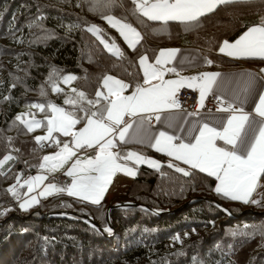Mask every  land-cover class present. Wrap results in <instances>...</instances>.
Wrapping results in <instances>:
<instances>
[{"label":"trees","instance_id":"1","mask_svg":"<svg viewBox=\"0 0 264 264\" xmlns=\"http://www.w3.org/2000/svg\"><path fill=\"white\" fill-rule=\"evenodd\" d=\"M134 8L131 0H118L111 8L106 7V0H0V160L13 157L0 165V264H264V232L253 230L264 225V176L251 197L260 203L252 204L217 194L214 176L178 162L166 160L159 168L139 166L120 200L169 212L155 215L137 208L113 209L114 237L80 220L16 216L64 208L94 215L86 203L64 193H55L22 211L20 199L7 191L16 185L21 198L23 187L16 182L17 174L33 173L44 152L53 149L43 148L35 140V134L45 129L47 109L40 113L41 126L29 132L16 120L24 106L32 101H53L72 113L81 127L86 112L105 106L102 98L100 104L87 103L98 99L96 92L105 75L115 76L132 90L143 81L138 58L146 54L153 59L160 47L169 45L204 50L211 67L232 66L234 60L218 53L220 43L233 41L264 17L260 0H240L220 6L201 18L200 26L186 30L178 22L163 26L148 21ZM103 15L134 26L142 37L136 47L127 46ZM90 25L103 29L100 35L107 41L114 39L122 55L109 52L88 30ZM67 72L75 74L72 87L52 91ZM73 89L83 92L86 99L65 104V99L75 98ZM169 162L190 174L168 167ZM199 196L218 199L235 215L205 200L184 206L191 197ZM105 207L101 205L102 212L94 215L101 227L106 224ZM176 236L178 240L173 239Z\"/></svg>","mask_w":264,"mask_h":264},{"label":"snow or ice","instance_id":"2","mask_svg":"<svg viewBox=\"0 0 264 264\" xmlns=\"http://www.w3.org/2000/svg\"><path fill=\"white\" fill-rule=\"evenodd\" d=\"M240 0H131L135 5L134 12L146 17L148 21H158L163 26L169 22H178L184 25L186 30L193 26H200L201 18L216 12L220 6H227L239 3ZM264 4V0H260ZM118 5V0H106V7ZM122 6V5H120ZM110 27L115 28L130 48H135L141 40V34L128 23L123 22L113 15H103ZM97 39L100 40L104 47L115 55H122L119 47L113 39L112 44L104 40L100 33L103 31L97 25H90L88 28ZM220 52L235 58L260 59L264 60V17L259 23L249 26L234 42L223 41ZM179 49H161L156 57L155 64H149L146 56H141L139 63L144 72V85H150L152 79H159V84H151L148 87L137 84L131 95H124L123 91L129 86L120 80L111 76L103 78V86L107 89V95L97 90L96 99L88 100L90 105L100 104L101 99L105 101V106L97 111L87 114L81 119L86 123L83 128L73 131V127L79 122L74 118L72 113L66 112L62 107L48 103L47 109L51 115L46 117L47 132L44 136H36L37 143L47 141L53 137L54 132L62 133L64 136H72V145L77 148H96L94 158L85 161L76 160L66 175L72 176L71 185L65 188H57L55 185H47L40 196L51 194L52 191H67V194L79 197L85 201L98 204L103 197L108 184L117 172H124L127 175L135 176L133 168L126 164L118 163L121 159L119 153H114L110 149L114 146V137L118 135L121 142H130L131 137L136 135L133 132L130 136L129 129L133 128V123H126L125 117H135L141 113H151L161 108L178 107L173 100V94L179 86L185 81H199L198 84L189 83V87H198L200 90L201 100L206 93L210 91L216 83L219 73H201L199 76L183 77L178 80H164L163 71L158 65H164L175 59ZM211 63V61H208ZM174 72V68L166 69ZM264 72V69H261ZM250 77L251 73L248 74ZM49 79L52 77L50 75ZM63 82L70 83L76 79L75 76H64ZM254 84V79H249L244 84V90L248 91ZM52 91L60 92L62 89L58 85H53ZM75 98L65 99V104L75 105L78 101L86 99L83 92H76ZM43 94V92H42ZM33 108L41 111L45 110L44 104H33ZM82 111L84 109H81ZM227 109H225L226 111ZM235 112L236 110L233 109ZM256 114L264 118V94L259 97V103L255 108ZM28 113H22L16 117V120L25 125L29 132L34 128L41 126L42 122L33 119L26 120ZM157 119H160L157 116ZM122 125V126H121ZM253 128L255 129L253 131ZM251 132V136L248 133ZM11 139V138H9ZM172 136L161 132L159 136L154 137L155 143L150 146L159 152H163L175 160L183 161L192 169H198L209 176H214L218 181L214 191L224 197L241 201L243 203L259 204V200L251 199L257 188L260 186L259 181L264 176V119L255 127V121L250 119L249 114L231 115L222 130L210 127L204 124L199 128V135L195 137V143L174 144ZM217 141H223L225 146H217ZM75 155L68 143L53 155L42 157L39 165L40 169L57 170L63 163ZM13 159L11 155L4 156L0 160V165ZM125 161H134L135 164L147 163L154 168H159L158 161L145 158L144 156L129 151L124 157ZM168 167H175L177 172L188 176L190 173L184 168L175 166L169 162ZM87 173V174H81ZM94 173V174H92ZM2 174V173H0ZM48 177L37 174L29 177L20 184V176L17 174L16 182L20 187L27 186L28 193L38 188ZM7 191L12 193L17 199L20 196L16 190V185L10 186ZM25 198L19 203L22 210H27L34 204L39 203L36 196ZM248 228V225L244 226ZM254 231L264 232V225ZM105 231L111 232L110 228ZM236 233H233L235 235ZM173 239H179V236Z\"/></svg>","mask_w":264,"mask_h":264},{"label":"crops","instance_id":"3","mask_svg":"<svg viewBox=\"0 0 264 264\" xmlns=\"http://www.w3.org/2000/svg\"><path fill=\"white\" fill-rule=\"evenodd\" d=\"M236 39L229 42L232 43ZM222 44L223 41L219 45L218 53L231 60H234L236 62L234 65L222 68L211 67L210 63H208L210 60L204 50L195 47H182L175 45L160 47L153 59H151L149 62L147 61L149 64H155L156 57L159 55L161 49H179V51L176 53L175 59L171 60L167 64L157 66L161 71H163L164 80H178L183 77H194V72L196 71H200L201 73H219L220 75L216 78V83L213 85L212 89L206 93L202 100L200 97L199 88L188 86L189 83L198 84L199 82L185 81L182 86H179L176 89L172 99L177 94L179 89L184 86L195 88L197 90V110L194 112L188 113L174 107L161 108L158 111L151 113H141L135 117L126 116L125 122L133 123V128L129 129L130 136L133 132H135L136 135L131 137L130 142L127 143L121 142L118 138V135L114 137V146L111 148V150H113L114 153H119L121 157V159L118 160L119 163L129 166L131 165L135 172L139 166L145 164V166L149 165L147 163L137 165L134 161H125L122 159V157H124L129 151H132L144 156L145 158L158 161L160 166L164 161L167 160L175 161L182 166L190 167L189 165L184 164L183 161L175 160L173 157H170L167 154L152 148L150 144L155 143L154 137H157L161 132H164L168 136H172L174 138L172 141L174 144L195 143V137L199 135V128L202 125L208 124L210 127L216 128L217 130H222L223 126L227 123L229 116L239 115L241 113L249 114L250 119L255 121V127L259 126L260 121L264 118H261L256 114L255 108L259 103L260 95L264 94V72L261 71V69H264V63L254 64L248 62V59L245 58L238 59L228 56L227 54L220 52L219 49ZM140 57L138 58V62ZM260 61L264 62V60ZM139 66L143 73V81L141 85L148 87L151 84L160 83L159 79H152L150 81V85H144V72L140 63ZM169 68H174L175 71H166V69ZM249 73L252 74L251 77L248 75ZM105 76H111L117 80H120L112 75ZM249 79H254V84L248 91H245L244 84ZM122 82L125 83L124 81ZM100 89H102V92L107 95V89L103 86V79L101 81ZM134 90L135 88L132 90H127V88H125L123 94L131 95ZM211 93L217 96V100L214 103V108L211 111H204L206 97ZM225 109L227 110L225 111ZM233 109L236 111L234 112ZM157 116H159L160 119H157ZM254 130L255 129L253 128V131ZM251 134V132L248 133L249 136H251ZM217 146L225 145L223 144V141H217ZM95 150L96 148H90L89 152H93ZM149 167L151 166L149 165ZM217 183L218 181L216 180V185ZM262 184L263 181L260 179L259 185L261 186Z\"/></svg>","mask_w":264,"mask_h":264},{"label":"rangeland","instance_id":"4","mask_svg":"<svg viewBox=\"0 0 264 264\" xmlns=\"http://www.w3.org/2000/svg\"><path fill=\"white\" fill-rule=\"evenodd\" d=\"M121 20V19H120ZM123 21V20H122ZM125 23H127L126 21H123ZM129 24V23H128ZM134 27V26H133ZM135 28V27H134ZM115 29V28H114ZM136 29V28H135ZM116 30V29H115ZM137 30V29H136ZM117 31V30H116ZM138 31V30H137ZM118 32V31H117ZM139 32V31H138ZM119 34V32H118ZM120 35V34H119ZM101 36V35H100ZM102 37V36H101ZM103 38V37H102ZM123 39V37H121ZM104 39V38H103ZM106 40V39H104ZM107 41V40H106ZM124 41V39H123ZM109 45L112 44V42H109ZM125 42V41H124ZM125 44L128 46V44L125 42ZM112 53V52H111ZM141 56H146L148 58V62L151 60L148 55L146 54H142ZM68 75H71V76H75L74 73H70V72H67V73H64L61 77H60V80L58 83H56L55 85H58L59 88L63 87V86H67L69 88L72 87V83L74 80H72L70 83H65L63 82V77L64 76H68ZM99 91L102 92V89H99ZM48 103H52V104H55L53 101H48L47 103H44L42 101H32L30 102L28 105L24 106L20 111H19V114H22V113H28L29 115L25 116L24 119L26 120H29V119H35V120H40L41 118V115L40 113L42 112L41 110L37 109V108H33L31 107V105L33 104H44L45 105V108L47 109V104ZM57 105V104H55ZM59 106V105H57ZM61 107V106H59ZM63 108V107H62ZM64 109V108H63ZM65 110V109H64ZM66 111V110H65ZM47 115L46 117L50 116L51 115V112L47 109ZM75 118V117H74ZM81 127H77V124L73 127V131H78L79 129H81ZM36 128H34L35 130ZM47 132V120H46V126H45V129L43 131H39L35 134V137L36 136H44ZM65 143H68L69 144V147L72 148L73 152H75V155L72 156L71 158H69L68 160H66L63 165L61 167H59L57 170L55 171H51L49 169H40L39 168V165L42 161L39 162L36 170L31 173V174H28L26 176H22L20 177V184H23V182L25 180H27L29 177L31 176H35L37 174H41V175H45L47 176L48 178L43 182V184H41L38 188H35L33 192L31 193H28V189H27V186L25 185L23 187V194L19 200V203L22 202V200L25 198L24 194L25 193H28V197H31V196H36L39 203L41 201V199H47L48 197L54 195L55 193H64L65 195L67 196H70L67 194V191H62V192H58V191H52L51 194H48V195H45V196H40L39 193L41 191L44 190V188L49 185V184H52V185H55L57 188H67L69 185H71L72 183V180H73V177L72 176H68L66 175V172L68 170V168H70L72 166V164L76 161V160H81V161H85L89 158H94L95 155H96V151H93V152H89V149L87 150L86 147L84 148H80V149H77L75 148L73 145H72V136L69 135V136H64L62 133H59V132H54L53 133V137L50 138L49 140L47 141H42L40 142L41 145H44L45 147L47 146H52L53 149H47L45 152H44V156L46 155H53L54 153L58 152ZM44 148V147H43ZM111 150V149H110ZM113 152V150H111ZM119 163V161H118ZM146 165V164H145ZM128 167H131L133 168L131 165H127ZM149 166V165H148ZM152 167V166H151ZM134 169V168H133ZM81 174H87V173H81ZM94 174V173H92ZM133 176H130V175H127L125 174L124 172H117L113 177H112V180L111 182L108 184L107 188H106V191L104 192L103 194V197L102 199L100 200V202L98 204H94L90 201H85L79 197H74V196H70L74 199H77V200H80L84 203H86L90 210L92 211V213L94 215L98 214V213H101L99 210H100V207L101 205L103 204H106V207H108L109 205L115 203V202H118V201H123V200H120V197L124 195V193L126 192V189H127V186L129 185L130 181H131V178ZM19 184V185H20ZM128 201V200H127ZM18 203V205H19ZM39 203L37 204H34L32 207L28 208L27 210H22V211H29L31 209H33L35 206H37ZM105 207V208H106ZM20 208V207H19ZM60 210H68V211H75V210H69V209H60ZM77 212V211H76ZM104 214V213H103ZM94 215H92L94 217ZM103 216V215H102ZM95 219V218H94ZM113 222V221H112ZM114 223V222H113ZM106 224L103 226L105 227ZM117 234V230L112 233L109 237H114L116 236Z\"/></svg>","mask_w":264,"mask_h":264},{"label":"water","instance_id":"5","mask_svg":"<svg viewBox=\"0 0 264 264\" xmlns=\"http://www.w3.org/2000/svg\"><path fill=\"white\" fill-rule=\"evenodd\" d=\"M197 200H205V201L209 202L210 204L218 207L224 213L231 215V216L235 215L233 212L229 211L221 203V201H219L218 199H213L211 197H207V196L191 197L184 204V206L188 205L194 201H197ZM130 208L141 209V210L150 212V213L155 214V215H161L163 213L169 212V210L154 208V207L139 204V203H136L133 201H127V200L118 201V202H115V203L109 205L108 207H106V211H105L106 226L105 227H101L100 225H98L97 221L94 219V217L92 215L83 214L81 212H76V211H68V210H56V211H51V212H40L39 210H35V211H32L28 214L16 215V216L22 218V217H27V216L31 215V216L43 217V218H67V219H71V220H80V221H83V222L89 224L90 226L96 228L103 235H106L109 237L112 233H114L117 230L115 224L112 222V219H111V215H110L111 210H113V209H130ZM105 228H110L111 232L105 231Z\"/></svg>","mask_w":264,"mask_h":264},{"label":"built area","instance_id":"6","mask_svg":"<svg viewBox=\"0 0 264 264\" xmlns=\"http://www.w3.org/2000/svg\"><path fill=\"white\" fill-rule=\"evenodd\" d=\"M200 71L194 72V76H199ZM199 82V81H196ZM173 102L178 105L175 107L179 110L191 113L197 110V90L195 88L182 87L172 99ZM217 100V96L213 93L208 94L206 97L204 111H211L214 108V103ZM42 147H45L42 145Z\"/></svg>","mask_w":264,"mask_h":264}]
</instances>
